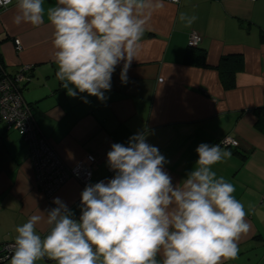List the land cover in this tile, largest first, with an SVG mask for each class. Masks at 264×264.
<instances>
[{
	"label": "crops",
	"instance_id": "obj_1",
	"mask_svg": "<svg viewBox=\"0 0 264 264\" xmlns=\"http://www.w3.org/2000/svg\"><path fill=\"white\" fill-rule=\"evenodd\" d=\"M56 3L44 0L39 27L13 22L16 1L0 9V66L12 74L31 65L22 96L39 132L67 165L85 155L95 157L92 184L115 175L107 164L111 145L128 146L136 134L158 147L173 184L196 167L198 145L220 144L232 155L212 168L234 185L233 195L250 225L239 241L238 256L224 264H264V132L256 128L254 114L264 107V0H163L164 7L146 26L127 83L120 79L121 62L104 102L87 93L70 97L56 78L54 29L47 18V9ZM181 13L197 19L186 26ZM192 31L200 35L195 47L187 44ZM225 136L234 144L222 145ZM82 191L69 177L52 196L41 192L21 133L7 130L0 119V252L4 244L14 243L17 226L56 207L57 197L78 219ZM37 231L43 237L49 226L41 223ZM0 264H10V258Z\"/></svg>",
	"mask_w": 264,
	"mask_h": 264
},
{
	"label": "clouds",
	"instance_id": "obj_2",
	"mask_svg": "<svg viewBox=\"0 0 264 264\" xmlns=\"http://www.w3.org/2000/svg\"><path fill=\"white\" fill-rule=\"evenodd\" d=\"M11 3L0 0V6ZM43 4L16 0L13 22L41 26ZM163 7V0H57L49 7L56 78L67 95L87 93L106 101L121 62L120 79L126 84L146 26ZM196 19L180 15L189 27ZM196 153V167L173 184L164 170L168 161L143 134L130 137L128 146L113 143L107 164L115 175L85 186L79 218L55 198L56 207L17 226L10 264L44 258L55 264H224L236 259L241 236L250 230L247 213L233 195L234 185L212 168L232 153L207 143ZM41 223L49 226L43 237L37 231Z\"/></svg>",
	"mask_w": 264,
	"mask_h": 264
},
{
	"label": "built area",
	"instance_id": "obj_3",
	"mask_svg": "<svg viewBox=\"0 0 264 264\" xmlns=\"http://www.w3.org/2000/svg\"><path fill=\"white\" fill-rule=\"evenodd\" d=\"M16 0H12V3ZM178 3L176 0H168ZM8 6V5H7ZM6 6H0L4 8ZM200 35L192 31L188 37V46L195 47ZM31 65H22L14 73L7 74L0 66V119L7 130H18L26 143V155L34 172L37 188L47 197L52 196L64 182L72 177L83 187L92 184L91 177L95 157L85 155L74 165H67L57 154L51 142L43 136L35 123L31 106L24 100L22 89L28 82ZM222 145H233L231 137L221 139ZM264 200V196H262ZM14 243H6L0 252V260L12 255Z\"/></svg>",
	"mask_w": 264,
	"mask_h": 264
},
{
	"label": "trees",
	"instance_id": "obj_4",
	"mask_svg": "<svg viewBox=\"0 0 264 264\" xmlns=\"http://www.w3.org/2000/svg\"><path fill=\"white\" fill-rule=\"evenodd\" d=\"M200 59L203 60L202 58ZM231 85L233 86V81L228 83V86ZM254 114L256 116V128L259 131L264 132V107H258L254 109Z\"/></svg>",
	"mask_w": 264,
	"mask_h": 264
},
{
	"label": "water",
	"instance_id": "obj_5",
	"mask_svg": "<svg viewBox=\"0 0 264 264\" xmlns=\"http://www.w3.org/2000/svg\"><path fill=\"white\" fill-rule=\"evenodd\" d=\"M10 257H11V256H10ZM10 257H9V258H10ZM7 259H8V258H7ZM44 260H47V259L44 258Z\"/></svg>",
	"mask_w": 264,
	"mask_h": 264
}]
</instances>
